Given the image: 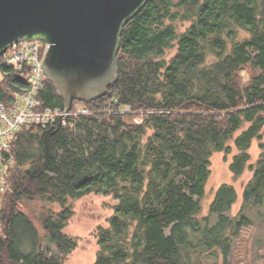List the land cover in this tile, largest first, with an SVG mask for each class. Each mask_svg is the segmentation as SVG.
Masks as SVG:
<instances>
[{"label": "trees", "instance_id": "trees-1", "mask_svg": "<svg viewBox=\"0 0 264 264\" xmlns=\"http://www.w3.org/2000/svg\"><path fill=\"white\" fill-rule=\"evenodd\" d=\"M120 39L118 81L70 110L88 115L25 124L11 140L0 264H65L79 243L66 232L75 202L94 194L117 202L95 231V264L227 261L254 225L248 212L264 205V0H148ZM28 83L0 58L4 107ZM37 99L38 111L67 110L48 78ZM216 153L233 155L235 178L253 173L235 216L239 193L227 184L202 215Z\"/></svg>", "mask_w": 264, "mask_h": 264}, {"label": "water", "instance_id": "water-1", "mask_svg": "<svg viewBox=\"0 0 264 264\" xmlns=\"http://www.w3.org/2000/svg\"><path fill=\"white\" fill-rule=\"evenodd\" d=\"M147 1L0 0V58L21 41L48 44L43 69L69 112L118 81L122 30Z\"/></svg>", "mask_w": 264, "mask_h": 264}, {"label": "rangeland", "instance_id": "rangeland-1", "mask_svg": "<svg viewBox=\"0 0 264 264\" xmlns=\"http://www.w3.org/2000/svg\"><path fill=\"white\" fill-rule=\"evenodd\" d=\"M175 53L173 51L169 56ZM238 151L234 150L233 154ZM251 154L253 162L260 155L258 142H255ZM232 156L216 153L212 157L211 177L209 179L206 196L202 201L203 216L209 215L210 205L217 190L223 185H232L239 193V201L232 210V215H237L242 207V193L250 181L253 173L250 170L235 178L229 169ZM112 196L90 195L75 202V216L71 220L66 232L79 240L78 247L68 257L65 264H95L98 252L95 231L99 226H107L108 218L113 214L112 206L116 205ZM254 225L245 228L240 238L232 246L230 257L225 261L224 257L208 256L202 259V264H264V205L248 212ZM198 254L193 258L198 260Z\"/></svg>", "mask_w": 264, "mask_h": 264}, {"label": "built area", "instance_id": "built-area-1", "mask_svg": "<svg viewBox=\"0 0 264 264\" xmlns=\"http://www.w3.org/2000/svg\"><path fill=\"white\" fill-rule=\"evenodd\" d=\"M49 45L42 40L21 41L11 47L4 55V63L28 79L29 83L16 95L10 107H4L0 101V203L8 185L6 181L14 160L10 155V143L22 125L36 124L43 128L55 125L57 121L63 126L71 115H88L89 112L77 105V110L46 109L38 111L40 101L37 94L47 79L43 69ZM129 112V108H126ZM140 122V121H139ZM3 227L0 219V229Z\"/></svg>", "mask_w": 264, "mask_h": 264}, {"label": "bare ground", "instance_id": "bare-ground-1", "mask_svg": "<svg viewBox=\"0 0 264 264\" xmlns=\"http://www.w3.org/2000/svg\"><path fill=\"white\" fill-rule=\"evenodd\" d=\"M59 109V108H58Z\"/></svg>", "mask_w": 264, "mask_h": 264}]
</instances>
